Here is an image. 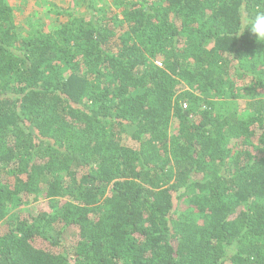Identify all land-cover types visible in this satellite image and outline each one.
Here are the masks:
<instances>
[{
  "label": "trees",
  "instance_id": "trees-1",
  "mask_svg": "<svg viewBox=\"0 0 264 264\" xmlns=\"http://www.w3.org/2000/svg\"><path fill=\"white\" fill-rule=\"evenodd\" d=\"M111 1L0 0V264H264V0Z\"/></svg>",
  "mask_w": 264,
  "mask_h": 264
},
{
  "label": "rangeland",
  "instance_id": "rangeland-1",
  "mask_svg": "<svg viewBox=\"0 0 264 264\" xmlns=\"http://www.w3.org/2000/svg\"><path fill=\"white\" fill-rule=\"evenodd\" d=\"M12 8L15 16V20L20 27V30L28 28H41L45 30H51L60 27L63 17L57 13L58 9H71L77 14L87 13V2L89 0H5ZM97 8H106L112 11L113 6L111 0H91ZM100 10V9H99ZM97 10V11H99ZM247 101L243 99L240 102V109L244 113H247ZM22 208H31L32 205L27 204ZM21 208V209H22ZM6 223H0V233L5 229ZM76 231L69 232V235L65 239L66 247H69L73 251L77 236Z\"/></svg>",
  "mask_w": 264,
  "mask_h": 264
},
{
  "label": "clouds",
  "instance_id": "clouds-1",
  "mask_svg": "<svg viewBox=\"0 0 264 264\" xmlns=\"http://www.w3.org/2000/svg\"><path fill=\"white\" fill-rule=\"evenodd\" d=\"M248 32L254 36L257 43L264 44V11H256L251 14H243L238 22L236 30L232 34L239 38Z\"/></svg>",
  "mask_w": 264,
  "mask_h": 264
},
{
  "label": "built area",
  "instance_id": "built-area-1",
  "mask_svg": "<svg viewBox=\"0 0 264 264\" xmlns=\"http://www.w3.org/2000/svg\"><path fill=\"white\" fill-rule=\"evenodd\" d=\"M158 64H160V63H158ZM161 65V64H160Z\"/></svg>",
  "mask_w": 264,
  "mask_h": 264
}]
</instances>
